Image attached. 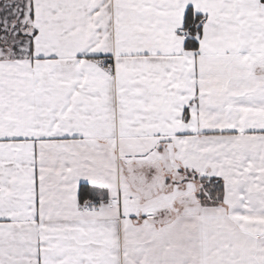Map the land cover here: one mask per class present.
<instances>
[{
	"label": "snow or ice",
	"instance_id": "obj_1",
	"mask_svg": "<svg viewBox=\"0 0 264 264\" xmlns=\"http://www.w3.org/2000/svg\"><path fill=\"white\" fill-rule=\"evenodd\" d=\"M0 264H264V0H0Z\"/></svg>",
	"mask_w": 264,
	"mask_h": 264
}]
</instances>
